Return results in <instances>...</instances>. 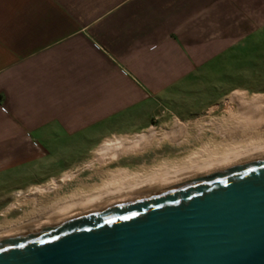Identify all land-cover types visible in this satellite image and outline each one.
I'll return each mask as SVG.
<instances>
[{
  "label": "crops",
  "instance_id": "obj_1",
  "mask_svg": "<svg viewBox=\"0 0 264 264\" xmlns=\"http://www.w3.org/2000/svg\"><path fill=\"white\" fill-rule=\"evenodd\" d=\"M263 81L264 0H0V175L37 174L21 191Z\"/></svg>",
  "mask_w": 264,
  "mask_h": 264
},
{
  "label": "water",
  "instance_id": "obj_2",
  "mask_svg": "<svg viewBox=\"0 0 264 264\" xmlns=\"http://www.w3.org/2000/svg\"><path fill=\"white\" fill-rule=\"evenodd\" d=\"M0 264H264V157L3 236Z\"/></svg>",
  "mask_w": 264,
  "mask_h": 264
},
{
  "label": "bare ground",
  "instance_id": "obj_3",
  "mask_svg": "<svg viewBox=\"0 0 264 264\" xmlns=\"http://www.w3.org/2000/svg\"><path fill=\"white\" fill-rule=\"evenodd\" d=\"M229 101L225 115L220 120L201 119L188 122L182 128L181 120L176 118L169 129L126 136L122 140L103 141L96 149L92 161L84 166L99 165L98 170L94 171L96 181L79 184L67 195L57 194L56 190L60 187L58 180L53 178L47 185L31 189L25 195L26 201L32 203L31 210L24 211L14 220L2 221L0 238L24 228L129 199L226 166L263 158L264 97L234 94ZM167 142L183 147L184 152L173 159L158 157L159 159L150 163L143 162L132 169L107 167L109 163L124 156L141 155ZM76 174L77 172L64 174L59 182L65 183ZM50 191H56V194L52 198H46ZM14 207H20V203H13L2 214Z\"/></svg>",
  "mask_w": 264,
  "mask_h": 264
},
{
  "label": "rangeland",
  "instance_id": "obj_4",
  "mask_svg": "<svg viewBox=\"0 0 264 264\" xmlns=\"http://www.w3.org/2000/svg\"><path fill=\"white\" fill-rule=\"evenodd\" d=\"M252 91L258 92V93L254 94L251 92L245 93V92L239 91V93H242V94L245 93V94H247V96L241 95V94H239V95H241L242 97H244V96L245 97H259V98L264 97V81L261 82L260 85L258 83H256L254 88H252ZM231 97H232V95L224 97L218 103L217 106L210 108L208 111H206L205 113H202L198 117H195V118H193L191 120H187V121H184V120L181 121L182 128H185L187 126L188 122H192V121L196 122V121H199L201 119L203 120V119H210V118L216 119V120L222 119L225 115L226 107L228 106V104L230 102L229 99H231ZM174 119H176V118L172 117L170 114H164V115L159 116L152 123V125L150 127L146 128L140 132H137L134 134H128V135L109 136L104 141L122 140L126 136L131 137V136L137 135V134L140 135L143 133H149V132H153L156 130L169 129L170 127H172V125L174 123ZM209 134L210 133H208V135ZM96 149L90 155L88 160L83 161L82 163L77 165V167H75L71 170H68L67 172L62 174V175H64L67 173L77 172V174L74 177H72L70 180L68 179L67 181H65L66 184L59 182V179L62 175L52 177L56 181L58 180L57 182L59 183V187H60L58 190H56V191H58L57 192L58 195H67L69 192L76 189L79 186V184H82V183L91 184L97 180L94 173L98 170L99 165L98 164H91L90 167H84L85 164L92 161ZM183 152H184L183 147H177V146L172 145V144L167 142V143H163L161 145V147H159V148L154 147V148L148 150L147 152H144L141 155L124 156L117 161H113V162L109 163L107 165V167L114 169L117 166H120L122 169L123 168L124 169H127V168L132 169V168L138 167V165L142 164L143 162L150 163V162H152V160L157 159L158 157L160 159L161 158L173 159L176 156H180ZM63 162H65V161H59V164H62ZM16 173H17V171H15L14 173L10 172V173L0 175V183L5 182L4 185L0 186V223H2V221H5V220H7V221L14 220V219H16V217L21 216L24 211L31 210L32 203L29 200L26 201V199H27V198H25L26 193L35 187L47 185L49 183L50 179H52V178L40 179L38 182H36L30 186H27V187H25V189H22L21 191H19V190H17L18 188L24 187V185H26L29 181L36 179V177L38 175L32 174L31 172H28L27 175L19 177V176H15ZM89 178H91V179H89ZM14 189H16V190H14ZM12 190H14V191H12ZM56 191H50L49 193H47L46 198H52L56 194ZM22 196H24V198ZM24 201H26V202H24ZM17 202L20 203V207H18V208L14 207L13 209L9 210L7 213L2 214L13 203H17Z\"/></svg>",
  "mask_w": 264,
  "mask_h": 264
}]
</instances>
